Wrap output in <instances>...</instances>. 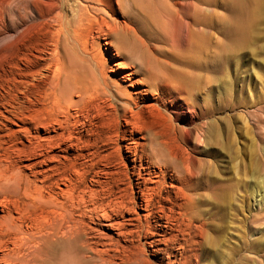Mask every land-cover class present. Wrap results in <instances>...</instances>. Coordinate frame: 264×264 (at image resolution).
Wrapping results in <instances>:
<instances>
[{"label":"rangeland","instance_id":"374dc122","mask_svg":"<svg viewBox=\"0 0 264 264\" xmlns=\"http://www.w3.org/2000/svg\"><path fill=\"white\" fill-rule=\"evenodd\" d=\"M16 1L20 0H0V141L7 140L6 136L10 131H18L20 126H30L22 124L13 117L19 105L28 106L33 103L37 108L41 105V108L47 106L51 108L57 100L54 99V94L58 90H63L65 80L75 79L74 82L78 81L84 86H89L87 88L91 90L95 88V83L103 85L104 82L111 90L119 88L133 99V101L128 100V104L133 108L138 105L144 115L155 122L154 126L159 127L158 130L164 134L169 119L173 120L180 130V150L187 151L196 160L204 163V172H208L209 182L201 192L207 194L208 198L205 205L209 208L206 214L209 235L210 239L217 241L224 251L222 260H218L216 249L219 247L210 246L207 251V256L211 260L209 264H264V19H261V23H256L255 38H250V44L246 48L232 57L231 49L228 48L226 52V55L229 54L228 61L235 59L233 62H226L223 69L215 60L217 55L216 58L221 56L218 43L228 46L235 38L227 28H233L231 8L237 9V7H234L235 0H212L209 20L210 22L213 20L211 22L213 24L206 28L212 36L210 50L199 59L213 68L208 72L206 70L199 72L200 80L195 84V89L199 92L195 93L194 98L203 107L207 106L206 102L208 103V115L194 116L193 110L186 107L182 99H177L174 107L169 104L165 109L157 106L152 96L145 95L143 90L148 85H145L143 74L136 73L130 76L131 78L127 76L134 71L130 68L135 57L128 50L120 48L121 42L118 36L107 28L89 29L83 40L78 43L68 41L56 44L46 36V27L38 24L31 36L28 34L24 39H19L22 26L18 24L15 7L12 5L16 6ZM21 1L23 2L21 15L28 24L31 18L35 19L36 12L28 4L29 0ZM68 1L64 12L68 11L65 13L69 15L72 1ZM114 5L118 12L113 18L121 23L124 21L123 15L116 2ZM252 7L253 2H249L246 9L250 10ZM135 8H132V12L137 17L134 30H138L137 35L144 40L142 41L147 49L157 60L168 61L169 57L176 55L178 49H180L178 53L182 52L184 49L182 38L178 43V49L177 46L173 48L169 36L157 31L150 21L151 18L149 19V14ZM35 21L41 22L37 17ZM40 27L43 31L38 30ZM136 44L139 45L137 41ZM157 47L159 53L157 50V53L153 52L154 49H158ZM125 66L127 67L124 68ZM5 73L9 76H7L8 82L4 81ZM91 93L93 96L86 98V105L84 104L82 109L69 111V124L64 131L66 136L70 133L74 138L86 141L87 148L80 151L74 148L73 151L69 148L68 142L69 145L63 144L60 149L52 150V153L55 156L66 157L67 166L73 164L82 171V188L88 187L92 191H97L101 197L109 195L110 192L111 198L118 196L124 198L128 207L133 208L129 215H124L125 219H132L127 222L129 225L127 228L138 230V218L144 227L140 237L134 235L135 245L139 249L142 248L145 257L156 264V261L163 256L156 254L154 248L156 249V245H159L157 248L163 246L154 241L164 234L161 226L165 225V220L159 219L157 215L161 210L169 213L172 208L169 199L180 201L171 188V185H178V182L174 180L172 174L163 176L156 163L149 158H137L135 163L132 162L125 146L130 142L129 138L132 142L146 144L143 140L144 133L130 135L128 131L130 128H126L125 123L122 122L118 128L119 135L116 136L114 131H111L114 135L111 134L104 125L110 123L111 118L106 117L107 120L102 121L98 118L92 119L88 112L92 105L98 104L101 107L105 105V111L111 114L113 111L108 109V105L111 103L117 106V100L110 99L107 102L106 97L95 96L93 91ZM73 100H77L76 96ZM154 105L161 108V116ZM63 115L55 110L49 111L46 117L61 119ZM190 125L200 130L201 134L204 133L205 138L201 139L199 146H196L195 138H190L186 131ZM56 130L57 133L62 132ZM37 132L40 137L45 136L43 130ZM50 134L54 135L53 132ZM18 137L23 139L21 133ZM72 141L74 143V140ZM6 147L7 145L4 144L3 148ZM3 148L0 149V161L3 164L9 162L16 164L23 175L33 180L34 170L30 171L26 167L33 163V160L15 155L16 153L13 152L6 153ZM76 155L81 157L75 160ZM182 183L184 185V182ZM49 184L53 187L59 184L60 189L64 188L57 175ZM141 189L147 195L153 194L150 216L141 206L139 195ZM224 196L223 206L219 203V198L224 199ZM3 200L4 197L0 196V204ZM176 211L174 208V213ZM1 214L3 212L0 209ZM124 218L118 216L115 219L125 222ZM87 223L97 228L89 220ZM169 233L175 235L174 231H166L165 234L168 236ZM179 241L181 242L180 237ZM70 256L63 258L61 262L54 258L47 260L35 256L33 264H77V262L92 264L89 255L82 254L77 261L72 260L73 256L69 259Z\"/></svg>","mask_w":264,"mask_h":264},{"label":"bare ground","instance_id":"6f19581e","mask_svg":"<svg viewBox=\"0 0 264 264\" xmlns=\"http://www.w3.org/2000/svg\"><path fill=\"white\" fill-rule=\"evenodd\" d=\"M70 1L72 3L68 15L65 13L68 11L64 12L68 0H29L28 4L35 10L36 17L41 22L36 23L35 17L31 18L28 24L21 15L23 2L16 1V6L12 4L15 9H11L15 10L18 24L22 26L18 38L24 39L28 34L31 36L38 24L46 27V36L56 44L68 41L78 43L83 40L89 29L107 28L118 36L120 48L128 50L135 57L130 68L134 71L127 76L143 74L145 85H148L143 91L145 95L152 96L157 106L166 109L170 104L174 107L176 100L182 99L186 107L193 110L194 116L208 115V103L206 102L207 106L203 107L194 98L195 93L199 92L195 89L197 80H200L199 72L205 70L208 72L213 68L199 59L210 50L212 36L206 28L213 24L211 23L213 20L211 22L209 20L212 0H115L124 18L121 23L113 18L118 12L113 0ZM249 2H253V7L247 10ZM234 7L237 9L231 8L233 28L228 27L227 30L229 33L232 32L235 38L228 46L217 42L221 56L219 58H216L218 55L214 56L217 65L223 69L226 62L230 63L235 59L228 61L229 54L226 55L228 48L231 49V57L246 48L250 44V38H255L256 23H261V19H264V0H235ZM132 8L149 14V19L151 18L150 21L157 31L169 36L173 48L177 46L178 49V43L182 38L184 41L182 52L178 53L180 50L178 49L176 55L169 57L168 61L157 60L147 49L144 40L137 35L138 30H134L137 17ZM5 13L4 9V16ZM38 30H41V27ZM46 31L44 30V33ZM156 50L158 52L159 48L153 52L157 53ZM65 73L64 70V75ZM7 76L5 73V82L9 81ZM72 80H65L63 90L55 92L54 99L57 100L51 108H48L49 106L41 108L42 105L37 108L33 103L28 106L19 105L13 117L30 126H20L18 131L8 133L7 140L0 141V149L4 144L7 145L3 148L4 152H13L15 155L33 160V163L26 167L30 171L34 170V179L30 180L22 174L16 164L11 162L3 164L0 161V196L4 197L0 204L3 212L0 215V264H33L35 256L47 260L54 258L61 262L63 258L72 255L74 257L72 260L77 261L82 254L89 255L92 264H154L145 257L142 248L139 249L135 245L136 240L133 239L135 236L140 237L141 231L144 230L140 218L138 230L127 228L129 226L127 222L132 219H125L124 215H129L133 208L128 207L124 198L121 196L111 198L110 192L109 195L101 197L97 191H92L88 187L82 188V171L73 164L67 166L66 157L55 156L52 153V150L60 149L69 143V148L73 151L74 148L78 151L87 148L86 141L74 138L70 133L66 136L64 131L68 128L69 111L82 109L84 104L86 105V98L93 96L91 91L95 96L106 97L107 102L110 99L117 100V106L106 103L108 109L113 111L111 114L105 111V105L103 107L98 104L92 105L88 112L92 119L98 118L102 121L107 120L106 117L111 118L112 123L104 125L110 132L114 131L116 136L119 135L118 128L122 122L126 128H130L128 130L130 135L144 133L143 140L146 144L132 142L129 138L130 142L128 141L125 146L132 162L135 163L137 158H149L156 163L163 176L172 174L174 180L178 182V185H171V188L180 201L169 199L172 204L169 213L161 210L157 215L159 219L165 220V225L161 226L164 234L154 241L163 246L157 248L159 245H156V249L153 247L156 254L163 256L156 264H209L211 260L207 256V251L212 245L219 247L216 249V255L218 260H222L224 251L217 241L210 239L206 219L209 208L205 205L208 198L207 194L201 192L208 186V172H204V163L196 160L187 151L180 150V130L173 120L169 119L164 134L158 130L159 127L154 126L155 122L144 115L138 105L133 103L137 106L133 108L128 104V100L133 99L121 89L111 90L104 82L103 85L95 83V88L91 90L87 88L89 86L85 87L78 81L74 82L75 79ZM74 96L77 100H73ZM157 106L154 105L155 109ZM160 109L156 110L161 116ZM55 110L64 114L63 118L46 117L49 111ZM56 129L62 132L57 133ZM38 130H43L45 136L40 137L38 132L36 133ZM186 131L190 138H195L196 146L205 138L204 133L201 134L195 126L190 125ZM51 132L54 135H51ZM20 133L23 139L18 137ZM76 156L75 160L81 157ZM56 175L64 186L63 189L58 187L59 184L56 187L49 184ZM145 193L143 189L139 191L141 206L150 216L153 194ZM224 200L225 196L224 199L219 198V203L223 206ZM174 208L177 210L176 213ZM118 216L126 221L115 219ZM86 219L97 228L89 226ZM166 231H174L175 235L169 233L167 236ZM72 256L69 259L73 258Z\"/></svg>","mask_w":264,"mask_h":264}]
</instances>
